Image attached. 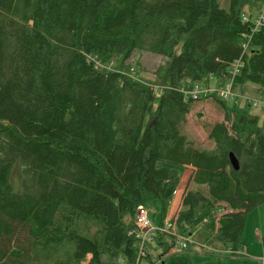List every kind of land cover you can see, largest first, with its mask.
Returning a JSON list of instances; mask_svg holds the SVG:
<instances>
[{
	"label": "trees",
	"instance_id": "obj_1",
	"mask_svg": "<svg viewBox=\"0 0 264 264\" xmlns=\"http://www.w3.org/2000/svg\"><path fill=\"white\" fill-rule=\"evenodd\" d=\"M262 2L0 0V264H165L175 234L138 256L134 216L157 202L163 225L177 169L189 176L176 233L215 231L227 201L219 236L236 250L242 213L264 203V119L211 93V147L181 126L193 86L229 80L237 60L232 84L264 86V32L242 21ZM141 52L165 59L152 81L130 67Z\"/></svg>",
	"mask_w": 264,
	"mask_h": 264
},
{
	"label": "rangeland",
	"instance_id": "obj_2",
	"mask_svg": "<svg viewBox=\"0 0 264 264\" xmlns=\"http://www.w3.org/2000/svg\"><path fill=\"white\" fill-rule=\"evenodd\" d=\"M218 4L221 9L228 10L229 0H218ZM242 13L249 15L252 20L257 14V9L255 7L251 9L244 7ZM164 60L165 59L161 56L141 52L134 54L130 59L129 64L134 72H137V78L152 81L154 80L153 74L156 73L157 68L163 64ZM226 86H229L230 94L235 96L236 103H234L233 100L228 99L225 101V104L230 107L237 106L239 108H245L248 105L246 101H256L258 102L256 106L248 105V112L252 115L259 116L260 121L264 119V86L252 83L238 85L232 84L226 79H219L216 84L217 88H209L212 90V93L217 95V91ZM222 119V110L215 101L211 98L204 100L203 97H201L192 103L191 111L186 117L185 123L181 126V131L195 147L210 148L211 143L208 140L209 128L212 124L221 121ZM177 171L179 174V183L176 188V193L181 188L185 187L188 178H184V180L182 179L183 169H177ZM20 177V169L16 165L11 174V183L14 187L18 186ZM182 192L183 190L180 194H182ZM176 193L174 195H176ZM173 201H175V199H173ZM173 201H170L168 204L167 217L171 212L169 209ZM178 208L179 207L173 211L170 218L168 217L169 219H165L166 222L171 223V226L169 232L164 231L162 233L164 234L162 241L165 244L168 243L169 240L167 237L170 234H175L176 237L174 246L163 257L165 264H259L258 261L260 259L264 260V203L249 212L244 211L242 213L241 223L238 229V238H240L241 242L236 250L230 249L232 247L230 242L226 244L223 243L222 237L219 236L217 225L218 223H221L222 219H225L224 216H226V214H229L234 210L235 205H229L227 201H224L215 209V231L217 229L218 231H209L203 224L205 223L204 220L203 223H199L197 226L189 227L183 235L176 233L175 220L179 216L188 214V210L182 208V205L180 209ZM147 210L149 218L151 219L154 214L156 222L159 217L158 203H152ZM180 236L189 239L185 248H182L179 245ZM240 245L245 247L243 253L241 252ZM226 246L231 250L230 253L225 251ZM161 252L162 249L158 247L156 248V251L151 252L150 256L152 260L154 261L157 255ZM140 264L146 263L141 261Z\"/></svg>",
	"mask_w": 264,
	"mask_h": 264
},
{
	"label": "built area",
	"instance_id": "obj_3",
	"mask_svg": "<svg viewBox=\"0 0 264 264\" xmlns=\"http://www.w3.org/2000/svg\"><path fill=\"white\" fill-rule=\"evenodd\" d=\"M242 21L243 22H251L252 26V32L261 31L264 32V2L260 4V6L257 8V14L256 16L251 20V18L243 14L242 15ZM249 41V36H245V42L242 45L243 49L246 50L247 44ZM241 67V62L239 60L235 61L232 64L231 69V77L229 81L232 83L233 76L238 72L239 68ZM210 93H212V90L201 84H197L193 86L192 90L188 93L190 98L192 100H198L201 97L208 96ZM217 96L226 101L228 99H231L236 103L235 96L230 94L229 86L224 87L223 89L217 91ZM246 103L250 106H256L258 102L248 100ZM170 222L164 221L162 226L154 225L152 223V220L149 218L148 210L146 208H139L135 215V237L139 240V250H138V256L143 254L144 246L146 243H152L154 239L157 237L159 233L169 232L170 231ZM189 238V237H188ZM189 242V239L180 236L179 237V245L182 248L186 247V244ZM227 253H230L231 250L228 248L225 250Z\"/></svg>",
	"mask_w": 264,
	"mask_h": 264
},
{
	"label": "crops",
	"instance_id": "obj_4",
	"mask_svg": "<svg viewBox=\"0 0 264 264\" xmlns=\"http://www.w3.org/2000/svg\"><path fill=\"white\" fill-rule=\"evenodd\" d=\"M217 81H218V80H216V79H214V78H210V79L208 80V82H205L204 84H205V86H208V87L217 88V87H216ZM204 84H203V85H204ZM185 173H186V174H185ZM184 176H185V177H184ZM188 176H189V171L184 170V171H183V175H182V179L184 180V178H187ZM182 190H184V187L181 188V189L176 193V195H175V197H174L175 201H173V203L171 204V207H170L171 210L169 209V211H171V212L168 214V217H169V218L171 217L173 211L177 209V207H179L178 209H180V208H181V205H183V195H184L183 192H184V191L182 192V194H180ZM175 205H176V206H175ZM168 217L166 218V220L169 219ZM240 246H241V245H240ZM212 248H214V247H212ZM226 249H228L227 246L225 247V250H226ZM217 250H219V249H217ZM244 251H245V247H244V246H241V252L243 253ZM226 258H227V257H226ZM228 258H229V257H228ZM256 261H257V260H256ZM258 263H259V264H263V263H264V260H263V259H260V260L258 261Z\"/></svg>",
	"mask_w": 264,
	"mask_h": 264
},
{
	"label": "water",
	"instance_id": "obj_5",
	"mask_svg": "<svg viewBox=\"0 0 264 264\" xmlns=\"http://www.w3.org/2000/svg\"><path fill=\"white\" fill-rule=\"evenodd\" d=\"M234 167L236 168V165L234 164Z\"/></svg>",
	"mask_w": 264,
	"mask_h": 264
}]
</instances>
